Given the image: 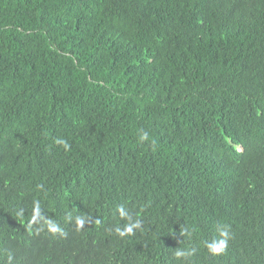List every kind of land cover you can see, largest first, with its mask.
<instances>
[{
	"label": "trees",
	"instance_id": "16d2710c",
	"mask_svg": "<svg viewBox=\"0 0 264 264\" xmlns=\"http://www.w3.org/2000/svg\"><path fill=\"white\" fill-rule=\"evenodd\" d=\"M121 205L142 222L124 236ZM9 253L264 264V0H0V264Z\"/></svg>",
	"mask_w": 264,
	"mask_h": 264
},
{
	"label": "clouds",
	"instance_id": "9594fccd",
	"mask_svg": "<svg viewBox=\"0 0 264 264\" xmlns=\"http://www.w3.org/2000/svg\"><path fill=\"white\" fill-rule=\"evenodd\" d=\"M139 140L141 142L148 140V133L141 131L139 135ZM56 144L62 145L65 150H68L70 148V144L66 139H56ZM152 146L155 147V142H152ZM38 207V206H37ZM119 215L123 218H126L128 220V223L124 225L123 228L117 227L115 231L120 235L124 236L127 234H132L135 229H139L141 227V220L136 218L133 219L132 213L125 208L123 205L119 206L118 208ZM70 218V217H69ZM86 222V219L84 217H77L76 218V224L78 227L82 228ZM49 227L52 232H60L62 235L63 230L60 228L58 224L55 222L49 221ZM219 238H213L210 241H205V247L208 249V251L212 254H222L226 252L229 246V241L232 238V234L230 232V225H223L219 229ZM180 234L183 236L185 234H189L187 229H181ZM196 252V249H177L174 253V256L176 258H183L185 261H188L189 258L194 255ZM13 256L11 253L8 255V261L9 264H12Z\"/></svg>",
	"mask_w": 264,
	"mask_h": 264
}]
</instances>
